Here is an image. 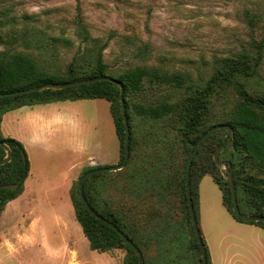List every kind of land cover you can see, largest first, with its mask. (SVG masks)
Segmentation results:
<instances>
[{
	"label": "rangeland",
	"instance_id": "obj_1",
	"mask_svg": "<svg viewBox=\"0 0 264 264\" xmlns=\"http://www.w3.org/2000/svg\"><path fill=\"white\" fill-rule=\"evenodd\" d=\"M260 14H264V0H80L79 3L76 0H0V35L4 39L0 43V50L30 53L48 70L63 73L72 62L82 66L93 64L97 50L105 45L104 62L108 64L109 72L114 75L136 66H147L169 72H187L192 82L204 83L212 76L221 58L236 54L249 46L254 39L261 40L264 37V21L259 22L256 27L252 26L253 20L251 21L252 17L258 18ZM81 25L89 32L87 40L81 33ZM147 85L134 101L147 105L160 102L176 104L186 95V90L182 88L153 86L149 83ZM250 85L264 93V59L259 75L250 80ZM62 101L60 103H65ZM80 101L91 104L87 114L100 113L101 131L107 120L110 125L114 124L108 100ZM95 103H100V106L95 108ZM230 106V103L220 104V111ZM133 126L138 147L142 146L145 154H148L147 159L149 157L152 163L158 162L156 175L161 177L166 185L165 195L160 201L156 195L150 198L146 192L141 200L135 192L132 193L135 200L131 199L128 173L117 171L96 179L97 198L102 206L105 202L122 205L126 222L138 218L144 220L136 235L144 249L146 264H196V259L188 250L186 238L177 244L171 254L163 250L165 245H160L156 232L163 229L164 221H174L175 224L180 222L184 215L177 188L182 163L181 157L176 155L180 148L178 136L172 128L167 129L165 122L149 118L133 115ZM115 136L113 146L110 144L106 152L104 151L111 167L121 163V153L118 160L116 157L120 152V142L117 135ZM162 146L166 157L163 156V164H160ZM222 157L226 158V155L223 154ZM71 159L72 157L66 154L39 161L34 169L37 175L25 181V189L33 185L45 188L50 181H61L64 173L72 175L74 172L69 171ZM220 161L224 163L219 166L225 174L227 161ZM152 163L150 162L151 166L155 167ZM91 167L94 166H86L84 170ZM38 174H48L52 178L43 179V176ZM80 177L81 174L73 183L75 188ZM202 182H206V189L212 188L215 192L209 190L205 199L221 204V190L213 177L207 174ZM145 188L146 186L144 190ZM28 193L32 194V191ZM132 200L133 212L128 207ZM199 202L200 197L199 226L208 248L201 222L207 212L202 210ZM18 206L20 214L16 218L20 223H10L2 217L3 213L0 217V264H62L61 260L57 259L59 254H53L62 243L58 233H49L58 236L49 238L47 248H11L10 235L18 228L27 229L28 222L25 217H34L32 214L28 215L30 212L41 211L40 216L44 218L47 213L46 207L43 206L37 209L23 203ZM69 216V242L75 244L80 253L77 264H123L126 249L108 252L92 249L74 209ZM153 223L155 225H152ZM181 229L179 228L178 232ZM182 236L183 234L180 237Z\"/></svg>",
	"mask_w": 264,
	"mask_h": 264
},
{
	"label": "trees",
	"instance_id": "obj_2",
	"mask_svg": "<svg viewBox=\"0 0 264 264\" xmlns=\"http://www.w3.org/2000/svg\"><path fill=\"white\" fill-rule=\"evenodd\" d=\"M76 1L79 3L80 0ZM78 7L80 8L79 4ZM252 20V26L256 27L259 22L264 21V14H260L258 18L252 17ZM81 33L85 36V40L89 38V32L82 25ZM2 41L4 39L0 35V43ZM105 48L104 45L97 50L93 64L82 66L72 62L63 73L48 70L36 56L30 53L0 50V93L42 86L47 83H66L106 75L122 82L125 89L124 97L131 130V142L130 156L126 166L117 171L122 173L127 171L129 174H127V181L131 197L134 196L132 193L136 192L142 200V196L148 192L150 198L156 195L162 201L166 185L160 179L161 177L158 178L156 175L158 162L152 163L149 157L147 159L148 154H145L142 146L138 147L133 115L165 122L167 129L172 128L171 130L178 136V145L180 146L176 152L182 162L177 188L181 196L184 215L180 222L175 223L176 225L174 221H164L163 229L156 231L159 236L158 242L161 246L165 245L164 251L172 254V251L177 248V244L186 238L188 250L196 259V264H202V248L194 231L188 203L186 166L197 143L211 127L217 124H228L234 128L235 133L221 152L220 160L232 161L231 169L241 211L249 215H264V93L253 89L250 85V80L259 75L264 59V37L261 40L254 39L249 46L236 54L221 58L212 76L204 83L192 82L191 76L187 72H169L161 68L147 66H136L114 75L109 72V66L104 62L103 50ZM147 83L153 86L166 85L182 88L186 90V95L176 104L160 102L147 105L134 101L148 87ZM69 99H106L109 101L116 134L120 142L121 162L123 161L125 126L121 110L120 86L114 82L99 81L60 90L44 89L17 96H2L0 97V160L7 156V148L1 143H5L12 150L13 156L11 161L0 165V184H19V186L15 190L0 189V217L8 202L16 199L22 193L24 183L31 170V163L24 144L14 137L3 134L1 130L3 114L24 105ZM130 100L134 102H130ZM226 103H230L231 106L220 111L221 106L219 107V105ZM226 139V130L215 132L202 145L193 160L191 185L198 222L199 183L204 175L210 174L223 192L224 204L228 211L240 222L256 224L264 228V222L243 220L233 210L230 182L225 178L221 167L214 159L216 150ZM137 151L138 154H136ZM161 153L163 155H160V164H163L165 154L163 146ZM223 154L226 155V158L222 157ZM150 162L155 167H152ZM97 167L100 166L91 167L89 170ZM161 167L163 168V165ZM89 170L82 172L76 188L74 185L72 186L71 199L76 218L81 224L91 248L101 252L126 249L127 254L123 264H140L134 249L116 230L91 214L84 204L80 195V181ZM117 171L98 173L88 178L84 184V194L93 209L115 223L135 242L144 255V249L136 235L144 220L138 218L126 222L122 205L117 206L105 202L102 206L97 198L96 179ZM131 199L135 200L134 197ZM134 200L128 206L132 212L134 211ZM179 228L184 229L186 233L182 229L178 232ZM182 234L183 236L180 237ZM207 258L208 264H212L208 248ZM144 262L146 264V257Z\"/></svg>",
	"mask_w": 264,
	"mask_h": 264
},
{
	"label": "crops",
	"instance_id": "obj_3",
	"mask_svg": "<svg viewBox=\"0 0 264 264\" xmlns=\"http://www.w3.org/2000/svg\"><path fill=\"white\" fill-rule=\"evenodd\" d=\"M80 100L69 99L64 100L65 103H60L63 102L61 100L24 105L4 113L1 121L3 134L20 140L27 150L31 163L27 179L37 175L34 173L35 165L41 160L46 161L66 154L72 157L69 165V171L74 172L72 175L64 173L61 181H50L45 188L33 185L25 189L24 186L22 193L8 202L2 214V217L14 224L20 223L16 218L20 214L17 208L19 204L23 203L35 209L40 206L46 207L45 218L40 216L41 211L30 212L28 215L32 214L34 217H25L28 222L27 229L18 228L12 232L11 248L20 249L25 246L47 248L50 243L49 238L58 236L49 233H58L62 243L57 250L58 253L52 251L53 254H59L57 259H60L62 264H77L80 260L76 245L69 242L71 229L69 215L74 209L71 199L73 183L77 176L84 172L86 166H109L108 156L104 151L106 152L109 146L115 143V135H117L112 114L114 124L110 125L107 120L101 131L100 113L87 114L91 104ZM98 105L100 106V103H95V108ZM69 110L73 111L69 112ZM116 157L118 160L120 152ZM38 175L43 176V179L52 178L48 174ZM206 177L207 174L200 180L199 197L202 210L207 212L201 222L212 264H264V228L238 221L224 204L220 187L222 203L207 201L205 197L208 191L214 192V189H206V182L201 183ZM29 191H32V194H29ZM18 198L23 200L17 201Z\"/></svg>",
	"mask_w": 264,
	"mask_h": 264
},
{
	"label": "water",
	"instance_id": "obj_4",
	"mask_svg": "<svg viewBox=\"0 0 264 264\" xmlns=\"http://www.w3.org/2000/svg\"><path fill=\"white\" fill-rule=\"evenodd\" d=\"M99 81H111L120 86V102H121V110L123 114V121H124V126H125V143H124V159L121 163H119L117 166H101L94 168L92 170L87 171L81 178L80 181V195L81 198L86 205L87 209L91 214L96 216L98 219L103 221L105 224H107L109 227L113 228L114 230L117 231V233L134 249L136 254L139 257L140 264H145L144 262V255L141 249L135 244L134 241H132L115 223L111 222L109 219L105 218L103 215L99 214L93 207L90 205L89 201L85 197L84 194V184L88 178L91 176L98 174V173H103V172H108V171H117L120 169H123L126 166V163L129 159L130 156V142H131V130H130V125H129V119L127 115V109H126V104H125V97H124V85L122 82L117 80L114 77L111 76H99L95 78H88V79H82V80H77L73 82H66V83H47L42 86H35L31 88H26L18 91H12L8 93H0V97L2 96H17V95H22V94H27V93H32V92H39L44 89H65L69 87H75L83 84H91ZM219 130H226L227 131V139L226 141L216 150L214 154V159L217 162L218 165L224 164L222 161H220V154L223 151V149L228 145L230 142V137L234 135L235 130L232 126L228 124H217L213 127H211L200 139V141L197 143L196 147L192 151L190 157L188 158L187 166H186V190H187V196H188V203H189V208L192 216V221H193V226H194V231L196 234V237L201 245L202 248V264H208V258H207V248L206 245L203 241L201 229L199 226V222L197 219L196 211H195V206L193 202V194H192V185H191V167L193 164V160L197 153L199 152L200 148L202 145L206 142V140L215 132ZM2 145L6 146L7 148V156L3 159L0 160V165H3L9 161H11L13 152L12 150L7 147L5 143H1ZM227 172L224 174L225 178L230 182L231 186V191H232V204H233V210L234 212L243 220L246 221H259V222H264V215H249L246 213H243L239 207V202H238V196H237V189H236V184L234 180V175L233 171L231 169L232 167V161H228L227 163ZM19 184H0V189H17Z\"/></svg>",
	"mask_w": 264,
	"mask_h": 264
}]
</instances>
